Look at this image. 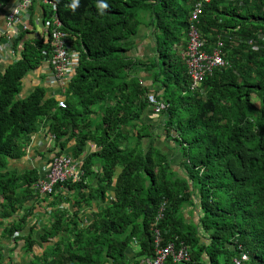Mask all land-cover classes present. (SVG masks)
Wrapping results in <instances>:
<instances>
[{"label":"trees","instance_id":"16d2710c","mask_svg":"<svg viewBox=\"0 0 264 264\" xmlns=\"http://www.w3.org/2000/svg\"><path fill=\"white\" fill-rule=\"evenodd\" d=\"M53 1L79 65L61 94L66 108L45 86L20 96L23 79L47 58L42 40L25 39L20 59L0 72V264L19 242L28 264H146L156 256V229L163 246H190L189 264H236L242 253L249 259L241 264H264V0L205 5L196 26L209 51L223 42L227 65L195 89L182 58L194 0H77L75 9L73 0ZM144 29L155 38L153 58L134 52ZM148 93L167 104L157 117L164 133L143 120ZM44 119L58 153L70 141L76 156L89 141L99 149L84 159L81 181L46 198V224L28 232L40 172L1 168L25 154ZM160 138L175 147L157 145ZM188 207H199L197 222Z\"/></svg>","mask_w":264,"mask_h":264},{"label":"built area","instance_id":"2783aa9c","mask_svg":"<svg viewBox=\"0 0 264 264\" xmlns=\"http://www.w3.org/2000/svg\"><path fill=\"white\" fill-rule=\"evenodd\" d=\"M35 0H9V10L7 11L8 27L15 33L20 31L29 32L34 29L31 23L32 8ZM45 3L56 9L55 2L43 0ZM210 0H199L194 3V10L191 15L192 24L189 31L187 47L182 51V58L187 65L188 74L191 77V88L195 89L201 84L205 77L211 74L216 67L227 65V61L221 55L223 42L213 47L212 51L206 48L205 41L201 37L196 24L200 23V17L204 11L205 2ZM3 2V1H2ZM0 2V4L2 3ZM62 22L54 15L52 19L47 20L41 37L50 44V58L48 62L53 70L50 82L59 86H64L77 72L80 54L68 43V33L61 29ZM148 102L152 112L160 114L166 110L167 104L164 100L158 99L155 94L148 95ZM60 106L65 107L64 101ZM82 174L80 162L70 155H61L54 158L50 169L45 174L43 180H40L36 186L41 192H52L55 183L63 182L68 179H79ZM163 208L161 212H163ZM163 214L157 218H162ZM161 232L155 230L156 256L155 259L148 260L146 264H164L168 257H172L174 262L187 259L188 248L184 245L176 250L174 243L166 246L161 244Z\"/></svg>","mask_w":264,"mask_h":264},{"label":"crops","instance_id":"0c3cea01","mask_svg":"<svg viewBox=\"0 0 264 264\" xmlns=\"http://www.w3.org/2000/svg\"><path fill=\"white\" fill-rule=\"evenodd\" d=\"M7 3V2H6ZM9 5V3H7ZM34 11L35 15L38 18H41L44 15V10L42 5L40 4V0H36L34 5ZM0 26L5 27V20L4 16L0 14ZM41 30L38 29L36 32H40ZM33 37L36 35L31 34ZM30 35H26V38H29ZM148 38H144L142 40H138L140 44L134 52H136L137 55H139L141 52L146 53V51L153 52L155 50L154 46H152V43H147ZM145 43V44H143ZM146 57L144 54L140 57ZM151 56V55H150ZM145 59V58H144ZM12 62V59L5 53V51H2L0 49V72H3L5 68ZM51 70L49 69V65H43L41 68L37 69L36 71L30 73L24 80L22 89L23 95H27V93H30L35 87L37 86H45L50 90V94H53L56 92V94L63 93L58 91L57 87H51L48 83H44L43 80L46 77L47 74H49ZM150 83V81H148ZM151 85V84H150ZM63 97V96H62ZM159 115L152 112L151 109L146 112V115L144 116L143 120L145 123H148L151 125L152 129H155L157 126V120ZM160 128V132L158 134L163 133V128ZM160 140V139H159ZM168 142H171V140H167L165 138H162V145H159L163 148L171 150L175 147L168 144ZM156 143V141H155ZM74 144L70 141L69 144L66 146V150H70ZM158 145V144H157ZM57 149H60L57 147L55 139L52 137V133L50 132V127L48 122L46 123V119L41 120L38 122V125L36 127V130L33 132L30 142L28 146L26 147L25 155L18 157V158H9L8 159V165L4 169V171H11V172H18L22 173L23 171H27L32 168H37L40 172V174L44 173L45 169L49 167L50 159L54 155L55 151ZM97 150V146L94 142H88L85 147V154H90L93 151ZM97 168H95L96 170ZM92 183V185L97 186L98 180L97 178H93L92 181H89L87 179V183ZM96 200H98V197H96ZM34 202V205H37L34 209V212L29 216V223L27 225L26 231H29V228L32 227L34 221L38 223L39 226H42L46 222L45 217H41L42 213V207L39 205V203L43 204V197H33L28 201L29 204ZM86 214L84 217L86 220H89L91 218V210L85 211Z\"/></svg>","mask_w":264,"mask_h":264},{"label":"clouds","instance_id":"9594fccd","mask_svg":"<svg viewBox=\"0 0 264 264\" xmlns=\"http://www.w3.org/2000/svg\"><path fill=\"white\" fill-rule=\"evenodd\" d=\"M2 1H3V2H2ZM52 1H53V0H52ZM196 1H199V0H194L193 5H192L191 15H192V12H193V10H194V3H195ZM0 2H2V3L0 4V14H2V15L4 16V20H5V27L3 28V27L0 26V49H1L2 51H5V53H6L7 55H9V57L12 59V62H11V63H13V62H15L17 59H20V57H21L20 53L24 50V40L27 39V38H26V35H30V37H29L28 39H39V40H42V42L48 46L47 51L44 52V53L47 55V58L44 60L42 66L48 64V65H49V69L51 70V72H50L49 74L46 75V77L44 78L43 82H44V83H48L51 87H57L58 91L64 93V89H66L68 83L71 81L72 78H71L70 81H68L64 86H59V85H57V84H53L52 82H50V77L53 75V70H52V68H51L50 63L48 62V60H49V58H50V44H49V41H46L43 37L40 36V35H41V31L43 30V28H44L45 23L47 22V20H50V19H52V17H54V15H57V13H56V9H53L51 5L45 3L43 0H40V4L42 5L43 10H44V15H43L41 18H38V17H36V15H35V11H34V5H35V2H36V0H35L34 3H33L32 17H31V23L34 25V29H33V30H30L29 32L20 31V32L17 34V33H15V32H13V31L8 27V24H7V11L9 10V5H8L7 3H9V0H0ZM6 2H7V3H6ZM53 2H54V1H53ZM209 2H210V1H209ZM209 2H205V5H206L207 3H209ZM55 4H56V3H55ZM44 5H45V6H44ZM47 5L50 7L49 9L46 8ZM69 6H70L71 8H73V9H75V7L77 6V0H73V2H72ZM106 6H107V5H104V4L101 5V7H106ZM56 8H57V7H56ZM204 8H205V7H204ZM57 17H58V15H57ZM58 18H59V17H58ZM59 19H60V18H59ZM60 20H61V19H60ZM190 21H191V20H190ZM61 22H62V21H61ZM199 22H200V21H199ZM38 29H40L41 31H40V32H36V30H38ZM61 29L68 33V37H67V39H68V43H69V45L72 47V49L76 50V48H74V47L71 45V44H73V42H72V40H71V39H72V36H71L70 32L64 28L63 22H62ZM35 33H36V35L33 37L31 34H35ZM21 35H24V37H23V40H22V41H19V37H21ZM201 37H202V36H201ZM145 38H147V37L145 36ZM203 40L205 41L204 38H203ZM154 41H155V38L152 39L150 43H152V46H154V48H155V45L153 44ZM251 42H253V41L251 40ZM205 45H206V41H205ZM255 48H257V47L255 46ZM76 51L79 52L78 50H76ZM154 51H155V50H154ZM79 54H80V52H79ZM149 57H152V55L149 56ZM146 59H147V58H146ZM11 63H10V64H11ZM10 64H9V65H10ZM42 66H40L39 68H41ZM39 68H38V69H39ZM36 70H37V69H36ZM36 70H33V71H31L30 73H32V72H34V71H36ZM3 72H4V71H3ZM30 73H29V74H30ZM29 74H28V75H29ZM28 75H27V76H28ZM27 76H26V77H27ZM74 76H75V75H74ZM26 77H25V78H26ZM25 78H24L23 81H22V86H23V82H24ZM41 86H43V85H41ZM35 88H36V87H35ZM35 88H34V89H35ZM34 89H33V90H34ZM23 90H24V89H22V91H23ZM33 90H32V91H33ZM22 91H21V94H20L21 97H26L27 95H29V94L32 92V91H31L30 93H27V95H23V94H22ZM61 94H62V93L56 94V92L53 93V94H50V90H49L48 96H56V97H58V99H59V104H58L59 107H61V108H66V107H67V103H66L65 97H64V96L62 97ZM149 94H154V93H148L147 96H148ZM61 101H64V102H65V104H66L65 107L60 106V102H61ZM149 107H150V106H149ZM149 109H151V108H149ZM156 114H157V113H156ZM159 115H161V113H160ZM171 133H175V132L171 130ZM32 134H33V133H32ZM32 134H31V136H32ZM52 137L55 139L54 134H52ZM171 141H172V140H171ZM29 142H30V141H29ZM29 142L26 143V147L28 146ZM89 142H94V141H89ZM173 142H174V141H173ZM94 143H95V142H94ZM95 144H96V143H95ZM174 145H175V143H174ZM96 146H97V144H96ZM71 149H72V148H71ZM71 149H70L69 151L66 150V152H63V153H58V152L60 151V149H57V150L55 151L54 155H53V156L51 157V159H50L49 167H48L47 169H45L44 173L40 174L39 179H38L37 182H35L34 185H33L34 189H35L36 191H38L39 196L43 197V204L39 203V205H41V207H42V213H43V214H44V210H43V209H45V207H46V205H47V203H46V198H47L49 195H54V196L59 195L64 189H66V188H65V185H66L67 183H69V182H79V181L82 180V178H83V176H84L83 161H84V159H85L89 154H88V155L85 154V150H84L83 153H81L79 156H76V155L71 151ZM98 149H99V148H98V146H97V150H98ZM97 150H96V151H97ZM25 151H26V149H25ZM93 152H95V151H93ZM93 152H92V153H93ZM90 154H91V153H90ZM24 155H25V154H24ZM61 155H70V156H72L75 160L79 161V162H80V168H81L82 174L80 175L79 179H68V180H65V181H63V182L55 183L54 186H53V190H52V192H41V190L36 186V184H37L40 180H43V179H44L45 174H46V173L48 172V170L50 169V165H51L52 161L54 160V158L57 157V156H61ZM7 162H8V160H7ZM95 168H97V167H95ZM95 168H94V169H95ZM120 170H121V168H120V167H117L115 177H117V175L119 174ZM1 171L3 172L4 169L1 168ZM87 179H89V178H87ZM87 179H86V180H87ZM97 180H98V179H97ZM55 191H57L58 193L55 194ZM71 193H74V190H72ZM113 196H114V191H110V192L108 191L107 196H106L107 199H108V200H111ZM196 200H197V197H195V202L197 203ZM34 202H35V201H32L31 204L28 203V205H32V204L34 205ZM36 206H37V205H34L33 210L29 213V216L34 212V209H35ZM59 207H60V208H63V207H62V204H59ZM85 207H86V210L82 209V211H84V214L82 215V218H83L84 221H88V220H86V218L84 217V215L86 214L85 211L90 210V207H89L88 205H86ZM194 208L196 209V207H194ZM18 212H19V214H20L21 216H24V212H26V210H24V209H20V210H18ZM29 216H28V218H29ZM28 218H27V222H26L27 225H28V223H29V219H28ZM90 219H91V218H90ZM90 219H89V220H90ZM9 221H11V220H9ZM197 221H198V218H197ZM194 222H196V221H194ZM45 224H46V222H45L42 226H44ZM196 225H197V224H196ZM33 226H34V228H33ZM42 226H39L38 223H37L36 221H34L32 227L29 228V231H28V232H30L32 228L35 229V227H37V228L39 227V228H40V227H42ZM26 228H27V226H26ZM35 233H36V236H38L39 232H35ZM172 243H173V242H172ZM18 244H19V246L21 247V245H20L21 242H19ZM161 244H162V242H161ZM168 244H169V243H168ZM168 244H167V245H168ZM174 244H175V243H174ZM182 245H184L185 247L188 248V256H187V259H183V260H181V261L174 262L173 258L171 257V258H172V261H173L174 264H187V262H188V264H189V262H190L191 259H192V258H191V253H190V252H191V251H190V246H189L188 244H185V243H184V244H181V246H182ZM162 246H163V245H162ZM165 246H166V245H165ZM181 246H180L179 248H177V246L175 245L176 250L180 249ZM17 249H18V248H17ZM8 255H9V254H8ZM22 258H23V257H22ZM168 258H170V257H168ZM168 258H167V259H168ZM167 259H166V260H167ZM248 259H249V255H248L247 253H242L240 259H234V260H235L236 264H241L242 261H247ZM166 260H165V261H166ZM27 262H28V260H27ZM164 263H165V262H164ZM27 264H28V263H27Z\"/></svg>","mask_w":264,"mask_h":264},{"label":"rangeland","instance_id":"374dc122","mask_svg":"<svg viewBox=\"0 0 264 264\" xmlns=\"http://www.w3.org/2000/svg\"><path fill=\"white\" fill-rule=\"evenodd\" d=\"M46 8L47 9H49L50 7L47 5L46 6ZM144 28V27H143ZM140 30H141V28H140ZM144 34H145V36L148 38V40H147V43H149V42H151V40L152 39H154V36H153V32L151 31V30H148V29H144ZM139 40V39H138ZM143 44H145V43H143ZM175 51V50H174ZM173 50H172V55H175V52H174ZM145 55L146 57H144V56H142L143 58H148L150 55H152V57L151 58H153L154 56H155V54H154V51L153 52H150V51H146V53H143V52H141L139 55L141 56V55ZM98 105H94V110H95V112H100L98 109ZM95 116H97V115H95ZM95 118V117H94ZM158 132H160V128H156V133H158ZM163 133H164V130H163ZM160 136H162V135H160ZM147 142H148V140H146ZM156 144H158V145H161V146H163L162 145V139L160 138V140H158V141H156ZM168 144H170V145H172V146H174V142L173 141H171V142H168ZM197 203H198V198H197ZM44 211H45V213H52V209H43ZM185 212H187V214H186V217L188 218V217H192V219L194 220V221H196L197 222V218H199V207L198 208H191V207H188V208H186L185 209ZM189 213V214H188ZM41 217L43 218L44 216H43V214L41 215ZM11 219V218H10ZM7 220H9V219H7ZM35 236H36V234H35ZM20 245H22L21 247H19L16 251H15V254L13 255L12 254V256H11V258H9L8 257V251H7V249L4 251L5 252V255H6V260H5V264H27L28 262H27V260H28V258H27V254H26V252L22 249V247H23V243L21 242V244ZM36 250L37 251H40V249H39V247L38 246H36ZM23 250V251H22ZM20 251V252H19ZM23 257V258H22ZM25 259V260H24Z\"/></svg>","mask_w":264,"mask_h":264}]
</instances>
